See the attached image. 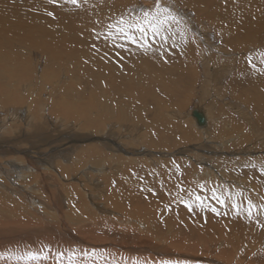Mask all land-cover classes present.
I'll return each instance as SVG.
<instances>
[{"label":"rangeland","instance_id":"374dc122","mask_svg":"<svg viewBox=\"0 0 264 264\" xmlns=\"http://www.w3.org/2000/svg\"><path fill=\"white\" fill-rule=\"evenodd\" d=\"M161 3L179 23L165 24L158 34L128 29L133 43L119 33L118 22L142 20L144 12L153 11L154 0H0V73L24 65L11 79L0 76L3 83L10 80L8 91L24 100L0 102V139L25 145L35 159L31 170L12 165L10 154L0 159V221L5 223L0 241L5 245L27 241L30 251L43 249L48 255L45 264H54L61 251L63 264H69V253L88 258L111 250L108 262L115 264H264V0ZM92 92L100 102L90 113L99 115L97 135L90 123L65 117V112L77 115L78 103L86 104ZM63 99L67 104L58 105ZM109 99L126 112L122 123L104 121L102 103ZM196 108H205L211 118L206 130L193 123ZM29 109H34L31 117ZM107 128L118 137L109 134L108 139ZM105 137L119 138L118 144L142 163L118 165L99 187L91 178L100 174L89 172L87 178L74 168L44 176L50 162L71 164L76 155L62 150L73 144L76 152L97 145V156L111 160L110 166L113 155L125 157L124 150L114 153L99 142ZM181 158L186 163L176 164ZM110 193L114 198L107 199ZM89 208L96 212L88 219L92 228L79 230L67 220L64 229L53 227L61 223L59 210L80 216ZM43 224L53 233L36 235L43 241L39 249L32 232ZM0 254L7 257L3 248Z\"/></svg>","mask_w":264,"mask_h":264},{"label":"bare ground","instance_id":"6f19581e","mask_svg":"<svg viewBox=\"0 0 264 264\" xmlns=\"http://www.w3.org/2000/svg\"><path fill=\"white\" fill-rule=\"evenodd\" d=\"M32 16V15H31ZM245 16H243V18H244ZM241 24V23H240ZM36 25V24H35ZM117 26V25H116ZM230 26V25H229ZM237 26H238V24H237ZM241 26V25H240ZM231 27V26H230ZM236 27V26H235ZM244 27V26H243ZM245 28V27H244ZM35 29V28H34ZM38 29V28H37ZM113 29V28H112ZM111 29V30H112ZM242 29V28H241ZM247 29H249V28H247ZM245 30V29H244ZM37 31V30H36ZM48 31V30H47ZM173 31V30H172ZM179 33V32H178ZM38 34V33H37ZM36 34V35H37ZM155 34V33H154ZM181 34V33H180ZM179 34V35H180ZM185 34V33H184ZM245 34V33H244ZM35 35V37H37ZM39 35V34H38ZM91 36V35H90ZM247 36V35H246ZM249 36V35H248ZM40 37V36H39ZM157 37V36H156ZM240 37V36H239ZM245 37V36H244ZM91 38V37H90ZM159 38V37H158ZM183 38V37H182ZM220 38V37H219ZM236 38V37H235ZM248 39V38H247ZM220 40V39H219ZM226 40V39H225ZM237 40V39H236ZM251 40V39H250ZM34 41V40H33ZM222 41V40H221ZM246 41V40H245ZM228 42V41H227ZM226 42V43H227ZM233 42V41H232ZM236 42V41H235ZM39 43V42H38ZM225 43V44H226ZM246 43V42H245ZM42 44V43H41ZM48 44V43H47ZM118 44V43H117ZM140 44V43H139ZM223 44V43H222ZM228 44V46H229V43H227ZM232 44H234V43H232ZM237 45V44H236ZM235 45V46H236ZM239 45V44H238ZM241 45V44H240ZM248 45V44H247ZM40 46V45H39ZM50 46V45H49ZM197 46V45H196ZM234 46V47H235ZM43 47V46H42ZM233 47V48H234ZM241 48H242V46H240ZM245 47V46H244ZM145 48V47H144ZM237 48H238V46H237ZM42 49V48H41ZM40 49V50H41ZM236 48H234V50H235ZM240 49V48H239ZM56 50V49H55ZM39 51V50H38ZM225 51V50H224ZM235 52V51H234ZM2 54V53H1ZM54 56H55V53H52ZM59 54V53H58ZM90 54V53H89ZM132 54V53H131ZM135 56V55H134ZM139 56V55H138ZM1 57V56H0ZM136 57V56H135ZM243 57V56H242ZM20 58V57H19ZM59 58V57H58ZM17 59V58H16ZM15 59V60H16ZM60 59V58H59ZM140 61V60H139ZM227 61V60H226ZM16 62V61H15ZM110 62V61H109ZM20 63V62H19ZM140 63V62H139ZM222 63V62H221ZM226 63V62H225ZM7 64V63H6ZM87 64V63H86ZM3 65V63L1 64V66ZM92 65V64H91ZM23 66L24 65H22V64H16L15 66H13V67H15L14 69H13V67H9V68H5L4 69V71H2L1 73H0V76L2 75L3 77H5L6 79H11V76L12 75H16V74H19L24 68H23ZM26 66V65H25ZM122 66V65H121ZM86 67H87V65H86ZM88 67H90V66H88ZM96 67V66H95ZM75 68V67H74ZM146 68V67H145ZM89 69V68H88ZM90 69L92 70L93 69V67H90ZM217 69H218V67H217ZM70 70H71V68H70ZM69 70V71H70ZM94 70V69H93ZM98 70V69H97ZM146 70V69H145ZM215 70V69H214ZM55 72V71H54ZM101 72V71H100ZM215 72H216V70H215ZM220 72V71H219ZM57 73V72H56ZM55 73V74H56ZM91 73V72H90ZM103 73V72H102ZM107 73V72H106ZM214 73V72H213ZM50 74V73H49ZM58 74V73H57ZM56 74V75H57ZM212 74V73H211ZM218 74V73H217ZM55 75V76H56ZM105 75V74H104ZM213 75V74H212ZM47 76V75H46ZM212 77V76H211ZM211 77H209V78H211ZM16 78L18 79V80H21L22 79V75H20V76H16ZM107 78H108V76H107ZM106 78V79H107ZM105 79V80H106ZM108 80V82L110 83V82H112V79L109 77V79H107ZM117 82V81H116ZM9 87H10V80L7 82V83H3L2 82V80L0 79V102H2V104H4V103H6V102H14V101H24L23 100V98L21 97L20 98V94H18V95H14V93L12 92V91H8V89H9ZM111 87V86H110ZM119 87V86H118ZM109 93V92H108ZM27 94V93H26ZM22 96L24 97V94L22 93ZM144 96V95H143ZM237 97V96H236ZM105 98V97H104ZM96 99H98L96 96H95V93H94V95H93V92H92V94H90V96L88 97V99H87V103L86 104H79L78 103V105H79V107H78V114L77 115H74V114H72V113H70V112H65L66 113V115H65V117H66V119H68V118H73L74 120H76V122H77V119L79 120L80 118L83 120V124L82 125H84V124H88V123H90L91 124V126L93 127V130H92V132H91V134L92 135H97V128L94 126V124H97V123H95V122H99V121H97L99 118V115H95V116H92L91 114H95L96 112H95V110L96 109H93L94 108V105H96L97 103H100V102H98ZM100 99V98H99ZM238 99V98H237ZM243 99V98H242ZM240 100H241V98H240ZM247 100V99H246ZM254 100V99H253ZM101 101V100H100ZM112 101V100H111ZM242 101V100H241ZM180 102H182V101H180ZM246 102V101H245ZM244 102V103H245ZM251 102V101H250ZM235 103V102H234ZM248 103V102H247ZM252 103V102H251ZM58 105H63V106H65L66 104H67V100H62V103H57ZM103 105H104V108H105V113L107 114L106 115V119L107 118H109L108 120H104V121H107V123L108 122H110L111 121V123H122L123 121H125V117L127 116V114H126V112L123 110V109H121V108H119L118 106L117 107H115L116 106V104H114V102H110V99L105 103V101H104V103H102ZM71 105V104H70ZM159 105H160V107H162V105H161V103H159ZM246 105V104H245ZM166 106V105H165ZM244 106V104H242V107ZM158 107V106H157ZM159 107V108H160ZM168 107V106H167ZM164 108H166V107H164ZM238 108H240L241 109V107H238ZM162 109V108H161ZM237 109V108H236ZM33 110L34 109H29V110H27V112H28V114H29V116L31 117L32 116V112H33ZM66 110V109H65ZM101 110H103V109H101ZM165 111V110H164ZM102 112V111H101ZM91 113V114H90ZM103 113V112H102ZM134 113V112H133ZM208 112L206 111V109L205 108H202V109H199V108H196L195 110H193L192 112H191V115H192V120H193V123H194V125H195V127L197 128V129H200V130H206L208 127H209V124H208V122H209V120L211 119L209 116H208V114H207ZM249 113V112H248ZM35 114H36V112L34 113V116H35ZM99 114V113H98ZM162 114V113H161ZM135 115V114H134ZM139 116V115H138ZM157 116V115H156ZM159 116V115H158ZM211 116V115H210ZM222 115H220V117H221ZM101 117V116H100ZM104 117V116H103ZM102 117V118H103ZM130 117V116H129ZM97 118V119H96ZM131 118H134V117H132L131 116ZM138 118V117H137ZM141 118H142V116H141ZM31 119V118H30ZM28 120V121H26L25 123H27V122H29V123H27L28 125L31 123V120ZM159 121V120H158ZM219 121V120H218ZM156 122V121H155ZM107 123H105V124H103V125H105V127L107 126ZM161 123V122H160ZM136 124V123H135ZM138 124H139V122H138ZM148 124H149V122H148ZM147 123H146V126L148 125ZM163 124V123H162ZM167 124V123H166ZM214 124V123H213ZM69 125V124H68ZM155 125V124H154ZM161 125V124H160ZM56 126V125H55ZM74 126H76V124H74ZM115 126V125H114ZM118 126V125H117ZM157 126H158V124H157ZM99 127H101V126H99ZM159 127V126H158ZM166 127V126H165ZM170 127H171V124H170ZM173 127V126H172ZM181 127V126H180ZM154 128H156V127H154ZM102 129H103V127H102ZM181 130V129H180ZM224 130V129H223ZM103 131V130H102ZM167 131V130H166ZM185 131V130H184ZM234 131V130H233ZM183 132V131H182ZM222 132V131H221ZM101 133V132H100ZM103 133H105V135H106V137H107V135H109V134H112V136L114 137V135L116 136V137H118V135H117V133L116 134H114L115 132H109V130H108V128H107V131L105 132V131H103ZM154 133H155V131H154ZM166 133V132H165ZM189 133V132H188ZM191 133V132H190ZM189 133V134H190ZM193 133V132H192ZM167 134V133H166ZM183 134V136H185V134L186 133H182ZM188 134V135H189ZM101 135V134H100ZM104 135V134H103ZM120 135H121V133H120ZM129 135V134H128ZM155 136H157V135H155ZM159 136V135H158ZM182 136V135H181ZM187 136V135H186ZM96 137V136H95ZM105 137V140H102V141H99V142H102L105 146L107 145V147L109 148V149H107L108 151H111V152H114V153H116L117 152V150H124L125 151V149H124V146L123 145H121L120 146V144H118V142H117V140L119 139V138H121V137H123L122 135L119 137V138H117V140H107V138L109 139V136L106 138ZM127 137H129V136H127ZM160 137V136H159ZM164 136L162 135V138H163ZM180 137V136H179ZM161 138V139H162ZM173 138V137H172ZM177 139V138H176ZM184 139V138H183ZM240 139V138H239ZM246 139V138H245ZM245 139H243V141L245 140ZM187 140V139H186ZM185 140V141H186ZM241 140V139H240ZM128 141V140H127ZM132 141V140H131ZM191 141V140H190ZM98 142V141H97ZM98 142V143H99ZM133 142H135L134 140H133ZM138 142V141H137ZM179 142V141H178ZM176 143V142H175ZM102 144V145H103ZM123 144H124V142H123ZM128 144V143H127ZM126 144V145H127ZM135 144V143H134ZM136 144H138V143H136ZM151 145H154L153 143H151ZM129 146H130V144H129ZM25 147V145H23V144H15V143H10V142H8V140H7V138H1L0 139V159L1 158H3V156H5V155H9L10 157H12V159H9L10 161H12L13 163H12V165H16L17 163H19V165L20 166H24L25 164H26V166H29L28 167V170H31V168H32V166H34V164L33 163H35V159H33V157L29 154V149L30 148H24ZM69 147V148H68ZM75 147H76V144H73V145H70V146H67V148H64L62 151H67V150H69V152L67 153L69 156L70 155H73V153H74V155H76V158L75 157H72V162H71V164H69V165H63L62 163L61 164H58V165H55L54 164V166H51V162H50V164H49V167L47 168V167H44V168H46V170H48L49 172H44V173H46L44 176H47L49 179H51L52 177L50 176L51 175V173H53V172H59V170L61 171V173H58L59 175H61V174H63L64 173V171H68V170H72L73 168L74 169H77V171H80L79 173L80 174H83V175H86V177L88 178V174H89V172H91L92 173V175H99L100 174V176H98L99 178H96V177H94V178H91V183L93 184V180L94 181H96L95 182V184H93V185H95V186H98L99 187V185H101V183L102 182H104L105 180L104 179H106L105 178V174H107V173H110L111 171H114L115 172V168H118L117 166L119 165H121V164H123V163H139V162H141L142 163V161L140 160V159H137L135 156H133V153H127L126 151H125V153H127L126 155H125V157L124 156H121V153H120V156L119 155H113V161L114 162H111L112 164H111V166L110 165H108V163L111 161H108V162H106L105 160H103V157L104 156H100V155H98L97 156V148L96 147H98L97 145H95V144H92V145H88L85 149H82V150H80L79 152H76L75 151ZM127 147H128V145H127ZM130 147H132V146H130ZM136 147V146H135ZM140 147V146H139ZM152 147V146H151ZM37 148V147H36ZM131 149V148H130ZM135 149V148H134ZM169 149V148H168ZM131 150H133V149H131ZM52 151H53V148H52ZM21 153L22 154V156L20 157L18 154L19 153ZM76 152V153H75ZM80 152H83L82 154L80 153ZM138 152V151H137ZM16 153H18V154H16ZM52 153V152H51ZM139 153V152H138ZM153 153V152H152ZM150 154V153H149ZM154 154V153H153ZM160 154V153H159ZM16 155V156H15ZM128 155V156H127ZM152 155V154H151ZM84 156H85V158H84ZM155 156V155H154ZM165 156V155H164ZM53 157V156H52ZM97 157V158H96ZM200 157V156H199ZM75 158V160H73ZM110 158V157H109ZM23 159H24V161L25 162H22L23 161ZM151 159V158H150ZM166 159V158H165ZM167 159H168V157H167ZM246 160V158H243V160ZM48 160V159H47ZM52 161V160H51ZM170 161V160H169ZM241 161V160H240ZM247 161V160H246ZM250 161V160H249ZM163 162V161H162ZM164 162H165V160H164ZM177 162V163H176ZM174 161V163H176V164H178V163H180V164H183V163H186L185 161H184V159H177V161ZM224 162V161H223ZM153 163V162H152ZM157 163V162H156ZM160 164H161V162H159ZM236 164V163H235ZM42 165V164H41ZM154 165V164H153ZM167 165V164H166ZM17 166V165H16ZM134 166H136V165H134ZM168 166V165H167ZM175 167H176V165H174ZM189 166V165H188ZM54 167H56V168H58V169H56V168H54ZM122 167V166H121ZM146 167V166H145ZM155 167V166H154ZM159 167V166H158ZM163 167V166H162ZM164 167H165V165H164ZM171 167V166H170ZM173 167V166H172ZM172 167H171V169H172ZM37 168V167H36ZM41 168V167H40ZM127 168H129V167H127ZM153 168V167H152ZM165 168H167V167H165ZM1 169H3V167L1 168ZM136 169V167H133V171ZM148 169V168H147ZM160 169H162V168H160ZM168 169V171L170 170L169 168H167ZM174 169V168H173ZM173 169H172V171H173ZM186 169V168H185ZM33 170V169H32ZM164 170V169H163ZM201 170V169H200ZM1 172H2V170H0ZM44 171V170H43ZM147 171V170H146ZM154 171H155V169H154ZM159 171H161V170H159ZM130 172V171H129ZM165 172V171H164ZM173 172H175V171H173ZM192 172V171H191ZM263 173V172H262ZM40 174V173H39ZM111 174V173H110ZM181 174V173H180ZM195 174V173H194ZM199 174V173H198ZM197 174V175H198ZM151 175V174H150ZM172 175V174H171ZM179 175V174H178ZM190 175V174H189ZM103 178H102V177ZM166 176H168V175H166ZM181 176V175H180ZM201 176V175H200ZM203 176H204V174H203ZM42 177V176H41ZM151 177V176H150ZM165 177V176H164ZM182 177V176H181ZM202 177V176H201ZM74 178V177H73ZM170 178H171V176H170ZM184 178H186L185 176H184ZM48 179V180H49ZM76 179H78V178H76ZM96 179V180H95ZM113 177L111 178V179H108L107 178V182H111V181H113ZM160 179V178H159ZM167 180V179H166ZM181 180V179H180ZM196 180V179H195ZM200 180V179H199ZM161 181V180H160ZM168 181V180H167ZM215 181V180H214ZM227 181V180H226ZM106 182V183H107ZM118 182V181H117ZM137 182H138V180H137ZM157 182V181H156ZM169 182V181H168ZM172 182H173V180H172ZM189 182V181H188ZM187 182V183H188ZM114 182H112V184H113ZM185 183V182H184ZM46 184V183H45ZM50 184H51V181H50ZM104 184V183H103ZM169 184V183H168ZM178 184V183H177ZM214 184V183H213ZM105 185V184H104ZM163 185V184H162ZM25 186V185H24ZM36 186V185H35ZM52 186H53V184H52ZM92 186V185H91ZM157 186V185H156ZM187 186V185H186ZM225 186H227V185H225ZM38 187V186H37ZM42 187V186H41ZM158 187V186H157ZM169 187V186H168ZM191 187V186H190ZM53 188H54V186H53ZM228 188V187H227ZM49 189V188H48ZM152 189V188H151ZM242 189V188H241ZM24 190V189H23ZM39 190V189H38ZM45 190V189H44ZM51 190V189H50ZM157 190V189H156ZM222 190V189H221ZM224 191V190H223ZM12 192H14V191H12ZM163 193V192H162ZM51 194V193H50ZM31 195V194H30ZM53 195V194H52ZM47 196V195H46ZM174 196V195H173ZM208 196V195H207ZM264 196V195H263ZM114 198L113 196H112V194L110 193V195L107 197V199H109V198ZM212 197V196H211ZM230 197V196H229ZM188 198V197H187ZM186 198V199H187ZM207 198V197H206ZM228 198V197H227ZM20 199V198H19ZM48 199V198H47ZM210 199V198H209ZM1 200V199H0ZM3 200V199H2ZM1 200V201H2ZM174 200V199H173ZM244 200V199H243ZM117 201V200H116ZM115 201V202H116ZM145 201V200H144ZM148 201H150V200H148ZM175 201H176V199H175ZM191 201V200H190ZM114 202V201H113ZM112 202V203H113ZM123 202V201H122ZM151 202V201H150ZM167 203V202H166ZM48 204V203H47ZM51 204V203H50ZM63 204V203H62ZM87 204V203H86ZM100 204V203H99ZM115 204V203H114ZM117 204V203H116ZM2 205V204H1ZM51 205H53V204H51ZM60 205V204H59ZM120 205V204H119ZM86 205H84V207H85ZM122 206V205H121ZM101 207V206H100ZM119 206H117L116 207V209L118 208ZM185 207V206H184ZM1 208V207H0ZM62 208V207H61ZM98 208V207H97ZM17 209V208H16ZM28 209V208H27ZM126 210V209H125ZM138 210V209H137ZM2 211H4V210H2ZM16 211H19V210H16ZM83 211V210H82ZM6 212V211H5ZM9 212V211H8ZM48 212V211H47ZM46 212V213H47ZM59 212V216L60 217H58V219L61 221V223L59 222V223H57V224H55V225H53V227L55 228V229H59V227L61 226L63 229L65 228V226H66V220L73 226V225H77V227H79L78 229L80 230V229H82V230H84V229H87V228H92V227H90V223H89V220H92L94 217V214L96 213L95 211H93L92 209H86L85 210V212L83 213V214H81L80 216H75V213L73 212L72 213V210H69V212L66 210V212H64L63 210H59L58 211ZM88 212H90L89 214H92V216H86V214L88 213ZM126 212V211H125ZM13 213H15V212H12V214ZM34 213V212H33ZM49 213V212H48ZM55 213H56V211H55ZM2 214V213H1ZM4 214V213H3ZM2 214V215H3ZM54 214V213H53ZM10 215H11V213H10ZM42 215V214H41ZM54 216V215H53ZM52 216V217H53ZM157 216V215H156ZM34 217V216H33ZM38 217V216H37ZM87 217H89V218H87ZM3 218H4V216H3ZM38 219V218H37ZM57 219V220H58ZM89 219V220H88ZM114 219V218H113ZM21 220H23V218L21 219ZM34 220V219H33ZM2 221V220H1ZM0 221V225H4V224H2V222ZM27 221H28V219H27ZM27 221H23L22 222V225L23 226H27V225H29V223H27ZM41 221V220H40ZM44 221V220H43ZM95 221V220H94ZM98 221H100L99 219L97 220V222ZM83 222H85V223H83ZM25 223H27V224H25ZM52 223H53V221H52ZM82 223V225H80ZM25 224V225H24ZM87 224H89V225H87ZM98 224V223H97ZM51 225V224H50ZM35 226V225H34ZM81 226V227H80ZM31 227H33V226H31ZM36 227V226H35ZM1 228V227H0ZM19 228V227H18ZM22 228V227H21ZM27 228H28V226H27ZM173 228V227H172ZM24 230V229H23ZM25 231V230H24ZM34 231V230H33ZM46 232H49V233H53V230L51 229V228H49V226L47 225V224H43V225H41L40 227H39V229L38 230H35L34 232H32V233H34L33 234V236H32V238H33V240L34 241H36V242H34V244H36L37 245V247L40 249V243H42L43 241H41V240H39V238H37V240L35 239L36 238V235L39 233V235H41V233L43 234V233H46ZM59 232H60V230H59ZM62 233H63V231H62ZM21 234H24L23 232L21 233ZM3 235H4V233H3ZM28 235V234H27ZM45 235V234H44ZM72 235V234H71ZM162 235V234H161ZM57 236V235H56ZM2 237V236H1ZM40 237V236H39ZM71 237V236H70ZM24 238V237H23ZM11 239V238H10ZM15 239V238H14ZM21 239V238H20ZM33 240H31V241H33ZM43 240V239H42ZM45 240V239H44ZM10 241V240H9ZM19 241H21V242H18V243H16L17 244V246L16 245H14V243H8V240L6 241L7 242V244L5 245V241H0V248H3L5 251H7V254L5 255V256H7V257H5V258H1L0 259V264H8L9 262H10V264H45V262L46 261H39V262H35V261H24V260H19V259H16V257L17 256H20V254H25L26 252H28V250H29V245L27 244V241H22V240H19ZM12 242H13V240H12ZM15 242V241H14ZM50 243V242H49ZM89 243V242H88ZM91 243V242H90ZM92 243H99V241H93ZM165 242L163 241V243H162V245L161 246H165V244H164ZM167 244V243H166ZM50 245V244H49ZM54 244H52V246H53ZM95 245V244H94ZM23 246V247H22ZM44 246V245H43ZM99 246V245H98ZM155 246V245H154ZM144 247V246H143ZM145 247H147V246H145ZM144 247V248H145ZM26 248H28V249H26ZM92 248V247H91ZM128 248V247H127ZM131 248V247H130ZM140 248V247H139ZM148 248V247H147ZM157 248V247H156ZM42 249V248H41ZM61 248H59V251H61L60 250ZM138 249V248H137ZM43 250V249H42ZM150 250V249H149ZM30 251V250H29ZM115 251V250H114ZM114 251L113 250H111V254L113 255L114 254ZM159 251V250H158ZM161 251V250H160ZM159 251V252H160ZM62 253L64 252V251H61ZM117 252V251H116ZM152 252V251H151ZM158 252V253H159ZM52 253V252H51ZM154 253H155V251H154ZM164 253V252H163ZM3 254H4V252H3ZM110 253H108V252H105V253H101V254H99V255H95L94 253H93V256H91V257H88V258H74V262H75V264H115V263H112V262H108L109 261V259L108 258H112V255H111ZM157 254V253H156ZM56 256V255H55ZM55 256H53V259H54V264H56L57 263V261H56V259H55ZM108 257V258H107ZM51 258V257H50ZM53 259H51V262H52V260ZM137 260V259H136ZM123 263V262H122ZM58 264H63V260H62V258L59 260V262H58ZM118 264V263H117ZM125 264V263H124ZM139 264V263H138Z\"/></svg>","mask_w":264,"mask_h":264},{"label":"snow or ice","instance_id":"6c2138e0","mask_svg":"<svg viewBox=\"0 0 264 264\" xmlns=\"http://www.w3.org/2000/svg\"><path fill=\"white\" fill-rule=\"evenodd\" d=\"M51 2H55V0H51ZM71 3L75 4L77 0H70ZM154 9L151 12H144L142 20H137L134 22H126L123 18L118 22V31L121 35L126 36L128 40H131L133 43H136V39L133 35L129 34L128 29L135 28L136 31L140 32L142 35L146 33L148 29H150L153 33L158 34L161 30V28L169 23V22H175L179 23L178 18L176 17L175 13L169 8L162 5L161 0H154ZM49 15H52V13H49ZM147 25V28L145 27ZM261 55H264L262 53ZM249 62H251L249 58ZM196 199L199 201L201 198L196 197ZM223 203V201H221ZM234 208H238V205L233 204ZM254 205L249 202L248 204V214L251 216L252 209ZM215 211V209H213ZM3 254H0V257H2ZM63 253H57L55 256V259L57 261V264L59 260L63 257ZM75 253H69L68 260L69 264H74V257ZM85 256L88 255V253H84ZM16 259L24 260V261H42L47 260L48 255L43 251L39 252H32L28 251L22 256H17ZM164 264H170V262H164Z\"/></svg>","mask_w":264,"mask_h":264}]
</instances>
